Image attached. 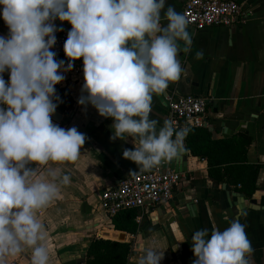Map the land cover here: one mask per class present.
I'll return each instance as SVG.
<instances>
[{
  "label": "clouds",
  "instance_id": "clouds-1",
  "mask_svg": "<svg viewBox=\"0 0 264 264\" xmlns=\"http://www.w3.org/2000/svg\"><path fill=\"white\" fill-rule=\"evenodd\" d=\"M166 0H0V16L8 26L0 36V264L25 249L31 264H50L47 231L39 210L60 196L70 176L59 167L74 162L86 135L75 126L53 123L61 98L55 85L65 79L72 60L83 57L85 83L77 103L91 104L111 117L114 135L131 136L134 149L123 157L148 170L183 152L187 128L173 121L150 119L154 95L162 94L184 71L179 54L190 52L189 21ZM72 27L64 42L69 58L55 59L54 20ZM183 42L181 46L180 42ZM194 58H203L197 51ZM10 71V80L3 73ZM138 141V144H137ZM35 165V166H29ZM192 264H254L253 247L239 219L218 228L192 233ZM164 252L146 248L137 264H161Z\"/></svg>",
  "mask_w": 264,
  "mask_h": 264
},
{
  "label": "crops",
  "instance_id": "crops-1",
  "mask_svg": "<svg viewBox=\"0 0 264 264\" xmlns=\"http://www.w3.org/2000/svg\"><path fill=\"white\" fill-rule=\"evenodd\" d=\"M186 1L166 0L160 13L162 25L168 23L163 19L167 8L172 6L183 13ZM234 1L246 13L237 25L203 30L188 26L192 34L191 51L181 52L178 57L184 71L162 94L153 96L149 118L157 120V127H161L170 116V97L193 95L210 99L207 125L196 129L206 130L216 141L240 135L251 139L247 164L259 169L255 193L247 196L239 191L240 186L212 181L207 160L194 156L188 149L187 133L180 154L186 150L185 171L180 172L183 181L175 189L173 200L155 209L135 210L139 225L136 234L116 231L114 216L100 207L101 194L119 180L143 170L122 155L125 148L134 149L133 138L110 139L114 135L113 118L101 116L91 104L85 108L77 103L81 95H87L82 91L83 69H60L65 79L58 86L68 91L72 106L64 113L56 110L63 118L60 123H53L65 129L75 126L86 135V140L76 161L50 162L40 167L41 170L59 167L71 181L61 186L57 199L38 212L47 231L50 264H85L91 242L103 239L99 234L104 230L126 234L124 242L109 241L131 245L129 264H137L138 256L146 248L164 252L161 264H192L196 259L192 233L204 228L209 235L213 228L223 231L236 219L245 225L254 264H264V210L242 214L231 197L234 193L242 194L246 200L256 202V206L264 207V0ZM53 22L59 27L68 21L56 18ZM8 33V26L0 16V36ZM180 44L183 46L182 41ZM197 51H203L202 59L194 58ZM179 158L182 164V157ZM30 255L31 250L25 249L8 257L6 264H31Z\"/></svg>",
  "mask_w": 264,
  "mask_h": 264
},
{
  "label": "built area",
  "instance_id": "built-area-1",
  "mask_svg": "<svg viewBox=\"0 0 264 264\" xmlns=\"http://www.w3.org/2000/svg\"><path fill=\"white\" fill-rule=\"evenodd\" d=\"M183 14L189 21L188 26L195 30L209 27H232L246 17L242 6L234 0H187ZM62 31L54 33L56 44L50 49L56 53L55 59H63L65 66L69 58L64 52V42L72 25L61 24ZM73 69H83V57L72 60ZM5 81L10 78V71L3 73ZM170 116L175 127L187 128L188 131L207 125V111L210 99L193 95L168 98ZM188 133V132H187ZM183 181V174L164 164L151 169L138 171L119 180L116 185L101 194L100 207L104 212L115 216L123 211L155 209L173 200L174 191Z\"/></svg>",
  "mask_w": 264,
  "mask_h": 264
},
{
  "label": "trees",
  "instance_id": "trees-1",
  "mask_svg": "<svg viewBox=\"0 0 264 264\" xmlns=\"http://www.w3.org/2000/svg\"><path fill=\"white\" fill-rule=\"evenodd\" d=\"M55 88L62 100L56 110L64 113L72 106L71 96L58 84L55 85ZM186 143L194 156L207 160L209 178L212 181L225 182L229 187L240 186L239 191L247 196L255 193L259 169L247 164V150L251 143L248 136L240 135L216 141L212 140L206 130L191 129L188 131ZM137 217L138 212L135 210L120 212L113 217L114 229L132 235L136 234L139 229L136 222ZM131 251L129 243L94 239L87 250L85 264H129Z\"/></svg>",
  "mask_w": 264,
  "mask_h": 264
},
{
  "label": "water",
  "instance_id": "water-1",
  "mask_svg": "<svg viewBox=\"0 0 264 264\" xmlns=\"http://www.w3.org/2000/svg\"><path fill=\"white\" fill-rule=\"evenodd\" d=\"M192 30H195L194 28H192ZM52 121L60 123L62 121L63 116L55 111V113L52 115ZM186 155V150L185 153H183L182 155H179V157H182V164L180 158H174L171 160H166V161H162L161 164H164L165 168H171L175 171L178 172H184L185 171V159L186 157H184ZM181 165V166H180ZM232 197V201L233 203L237 204L239 210L242 212V214L247 213L248 210H264L263 208H260L258 206H256V202L252 201L250 202L249 200H246L244 198V195L242 194H231ZM99 238H103L106 240H115V241H119V242H124L125 238H126V234L125 233H117V232H113V231H107L104 230L102 232H100L99 234Z\"/></svg>",
  "mask_w": 264,
  "mask_h": 264
}]
</instances>
